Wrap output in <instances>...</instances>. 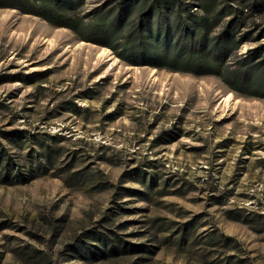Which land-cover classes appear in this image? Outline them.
<instances>
[{"label":"rangeland","instance_id":"obj_1","mask_svg":"<svg viewBox=\"0 0 264 264\" xmlns=\"http://www.w3.org/2000/svg\"><path fill=\"white\" fill-rule=\"evenodd\" d=\"M256 1L212 0L254 36ZM0 155V264H264V97L217 76L1 6Z\"/></svg>","mask_w":264,"mask_h":264},{"label":"trees","instance_id":"obj_2","mask_svg":"<svg viewBox=\"0 0 264 264\" xmlns=\"http://www.w3.org/2000/svg\"><path fill=\"white\" fill-rule=\"evenodd\" d=\"M133 1L101 5L87 14L80 10L84 0H0V7L17 6L72 29L83 39L116 49L130 63L217 76L240 95L264 97V33L254 36L244 30V10L225 4L218 9L212 0L203 2L200 10L184 0ZM229 14L233 16L225 20ZM246 42L256 45L236 55ZM10 166L8 160L5 177Z\"/></svg>","mask_w":264,"mask_h":264}]
</instances>
